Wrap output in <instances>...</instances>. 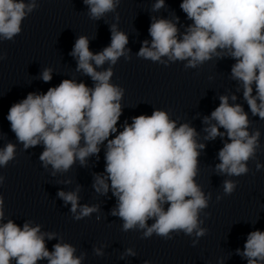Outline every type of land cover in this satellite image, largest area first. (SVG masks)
Masks as SVG:
<instances>
[{"label": "clouds", "instance_id": "1", "mask_svg": "<svg viewBox=\"0 0 264 264\" xmlns=\"http://www.w3.org/2000/svg\"><path fill=\"white\" fill-rule=\"evenodd\" d=\"M83 2L94 20L115 12L120 4V0ZM164 4L165 0H156L153 10H159ZM37 7V0H0V39L14 40L22 32L23 20ZM180 8L193 21L182 39L171 20L153 18L148 28L151 45L144 40L137 55L162 64H166L162 57L171 62L186 60L185 67L194 68L213 56H220L218 49L226 50L236 60L231 75L242 82L249 110L253 116L264 120V0H182ZM110 31L111 43L101 52L90 51L89 39L82 35L69 53L77 60V70H82L95 82L93 88L64 79L46 93L29 92L26 98L9 108L6 119L24 149L43 144L39 159L45 168L52 166L53 175L67 172L76 160L84 165L87 157L100 152L98 145L107 141L104 169L107 177L97 175L93 188L107 194L110 180L112 195L118 199L112 215L123 221V231L139 228L144 230L142 238L155 234L167 240L173 238L172 233L180 232L202 237L207 229L200 227L203 221L199 220V214L208 207L210 195L205 196L195 177L198 149L203 150L205 145L196 142L193 127L187 123L177 127L168 113L159 109L150 116L133 117L131 125L125 123L123 131H118L122 115L119 101L124 90L110 84L111 67L98 72L91 63L99 67L106 61L115 65L121 56L128 59L125 47L129 43L128 36L118 31L115 24L110 26ZM41 79L45 83L51 81L52 70L44 69ZM219 100V106L210 117H204V122L209 124L205 131L208 139L227 135L229 142L219 150L216 171L239 177L248 173L247 162L256 156L261 133L259 130L249 133L250 121L242 105H230L229 98L223 95ZM212 120L217 123L211 124ZM113 133L118 134L109 139ZM15 150L12 143L0 149V166L7 167L14 160ZM262 167L256 165L257 170ZM4 180L0 175V185ZM236 187L233 180L223 182L225 195H231ZM78 191L57 193L65 204H71L70 211L76 220L98 211L95 205H79ZM3 218L4 196L0 194V221ZM149 219H154L151 226L147 224ZM45 235L48 239L54 236L41 233L40 225L32 227L28 222L22 228L12 220L0 223V264H13V261L37 264L41 260H47L48 264H81L83 255L75 256L76 249L69 243H56L49 251ZM196 243L193 241V246ZM95 252L103 255L100 249ZM236 254L246 259L247 264H264V231L249 232L243 250L237 248ZM124 255L135 256L136 253L129 248ZM144 264L150 261L145 260Z\"/></svg>", "mask_w": 264, "mask_h": 264}, {"label": "water", "instance_id": "2", "mask_svg": "<svg viewBox=\"0 0 264 264\" xmlns=\"http://www.w3.org/2000/svg\"><path fill=\"white\" fill-rule=\"evenodd\" d=\"M181 2L165 0L164 7L153 10L156 0H120L115 12L94 20L83 0H37L38 7L22 22V32L14 40L0 39V56L4 57L0 59V149L8 143L16 146L14 160L7 167L0 166V175L5 177L0 185V194L4 196V218L0 223L12 220L21 228L25 222L32 227L40 225L41 233L54 234L52 239L45 235L49 251L56 243H69L76 249L75 256L83 255L81 264H144L145 260L150 264H247L236 249L243 250L249 232L264 231V167L256 168L257 164L264 166V120L252 115L243 97L242 82L232 78L231 68L236 60L226 50L218 49L220 56L186 68V60L171 62L162 57L166 62L162 64L137 55L144 40L151 45L148 28L153 18L171 20L182 39L193 21L180 8ZM113 24L128 36L129 43L125 46L128 59L121 56L115 65L106 61L99 67L91 63L98 72L111 67L110 84L124 90L119 101L122 115L118 131H123L125 123L131 125L133 117L150 116L159 109L166 111L177 127L184 123L193 127L197 133L194 139L205 145L203 150L198 149L195 177L205 196L210 195L208 207L199 214V220L203 221L200 227L207 229L202 237L180 232L172 233L173 238L167 240L155 234L142 238L144 230L139 228L123 231V221L112 215L118 199L112 195L110 180L107 194L93 188L97 175L107 177L104 171L107 141L98 145L100 152L87 157L84 165L76 160L67 172L53 175L52 166L45 168L39 159L43 144L24 149L6 119L9 108L29 92L46 93L64 79L93 88L95 82L77 70V60L69 53L82 35L88 37L90 51L101 52L111 43ZM46 68L52 70V80L47 83L41 79ZM222 95L229 98L230 105L243 106L248 113L250 134L256 130L261 133L256 156L247 162L249 171L239 177L217 173L219 150L229 141L226 134L208 139L205 131L209 124L204 117H210ZM220 131L225 132L223 128ZM117 134L113 133L109 139ZM224 180L237 184L231 195L223 192ZM77 189L79 205L98 208L80 220L70 211L71 204H65L57 195L59 191ZM167 207L165 204L164 208ZM152 223L154 219L147 221L148 226ZM193 241H197L195 246ZM129 248L135 256L124 255ZM96 249L103 255H96ZM37 264L48 262L41 260Z\"/></svg>", "mask_w": 264, "mask_h": 264}]
</instances>
